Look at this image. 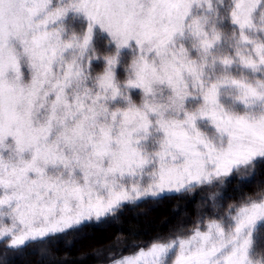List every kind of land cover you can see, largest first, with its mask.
<instances>
[{"label":"snow or ice","instance_id":"1","mask_svg":"<svg viewBox=\"0 0 264 264\" xmlns=\"http://www.w3.org/2000/svg\"><path fill=\"white\" fill-rule=\"evenodd\" d=\"M165 201L92 257L264 264V0H0V264Z\"/></svg>","mask_w":264,"mask_h":264},{"label":"trees","instance_id":"2","mask_svg":"<svg viewBox=\"0 0 264 264\" xmlns=\"http://www.w3.org/2000/svg\"><path fill=\"white\" fill-rule=\"evenodd\" d=\"M174 203H182L178 197H174ZM171 203L165 201L163 205L155 210H150L148 204L125 210V214L120 221L111 225L100 227H90L85 229L88 235L83 238L67 237L66 241H74L73 246L67 247L64 242L58 245L33 244L23 250L22 254L16 256L11 264H100L92 257V253L102 243H110L114 235H120L123 239L128 235L129 229L138 233L135 239L139 242H146L157 232L167 233L175 220H171L172 213L168 210ZM140 214L138 217L134 214ZM130 222V223H129ZM123 229V231H119ZM42 248H49L48 258L42 259ZM58 249V250H57ZM87 254L86 259L81 257Z\"/></svg>","mask_w":264,"mask_h":264}]
</instances>
